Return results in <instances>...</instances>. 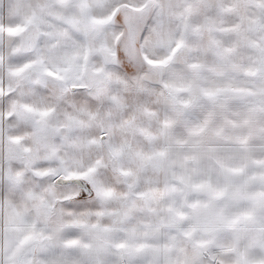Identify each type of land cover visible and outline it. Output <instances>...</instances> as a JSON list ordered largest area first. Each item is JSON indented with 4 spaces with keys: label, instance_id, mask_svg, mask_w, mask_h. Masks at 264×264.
<instances>
[{
    "label": "snow or ice",
    "instance_id": "obj_1",
    "mask_svg": "<svg viewBox=\"0 0 264 264\" xmlns=\"http://www.w3.org/2000/svg\"><path fill=\"white\" fill-rule=\"evenodd\" d=\"M0 264H264V0H0Z\"/></svg>",
    "mask_w": 264,
    "mask_h": 264
}]
</instances>
